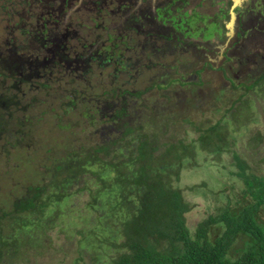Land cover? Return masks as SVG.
I'll use <instances>...</instances> for the list:
<instances>
[{
  "label": "trees",
  "instance_id": "1",
  "mask_svg": "<svg viewBox=\"0 0 264 264\" xmlns=\"http://www.w3.org/2000/svg\"><path fill=\"white\" fill-rule=\"evenodd\" d=\"M68 23L67 35L61 36L66 42L79 38L83 27L89 30L86 22ZM110 34L113 43L106 48L102 47L106 40L99 38L100 47L91 48L84 41V51L76 55L67 48L56 52L63 63L69 57L83 60L78 70L85 80L95 69L111 68L110 84L99 94L86 98L72 86L59 95L63 110L59 120L71 116L87 99L81 116L98 139L62 154L54 148L45 150L44 158L51 161L45 165L51 171L50 181L28 185L14 196L8 210L0 209V264L29 262L35 255L29 248L42 247L50 237L47 230L63 215L61 205L84 191L82 212L67 224L68 233L78 236L76 264H87V257L88 264H264V156L258 157L264 153V135L255 126L248 127L251 119L243 120L244 110L256 105L251 90H264V65L251 84L229 76L230 87L244 89L232 99L224 86L212 88L204 75L206 68L197 69L199 59L191 48L156 49L148 40L142 48L137 41L132 44L138 47L130 48L116 32ZM183 69L190 70L187 78ZM63 71L75 73L67 65ZM150 71L157 72L148 78L151 83L144 89L136 87L140 76ZM207 83L211 87L200 92L198 87ZM175 85L190 92L186 102L181 94L172 93ZM13 98L0 97V131L14 120L19 127L10 132L16 137L13 146L32 148L24 144L31 140L23 139L27 131L22 135L27 120L19 115L5 117L4 105L19 104ZM207 112L217 121L206 119ZM71 121L66 124L69 129L78 123ZM243 127L247 130L241 142L233 140ZM198 168L213 179L212 185L205 180L186 183ZM226 169L234 176L230 187L238 188L235 199L223 189L229 186L222 178L229 176ZM235 181L242 185L236 186ZM200 192L203 196L217 192V200L224 203L191 228L186 214L193 204L188 197Z\"/></svg>",
  "mask_w": 264,
  "mask_h": 264
},
{
  "label": "rangeland",
  "instance_id": "2",
  "mask_svg": "<svg viewBox=\"0 0 264 264\" xmlns=\"http://www.w3.org/2000/svg\"><path fill=\"white\" fill-rule=\"evenodd\" d=\"M14 1L16 0H0V42L4 40L10 33V26H14L19 22H24L21 21L19 16H15L11 19L10 16L8 17V14L11 13V10L14 8V5L11 4ZM6 4H8L9 7H7ZM89 15V11L79 9L73 12L72 17H70L66 22L72 21V25H75V23L79 21L83 23L88 22ZM36 22L37 18H35V23H33V25L30 24V26H32L30 29L37 27ZM27 26H29L28 23ZM39 29H41V26H39ZM83 29L86 31L81 30L79 33V38L72 40L71 44L73 48L71 52L74 55H76L74 52L78 51L80 53L84 51L81 43L84 41L89 43L90 40H96V34L91 33L90 30L84 27ZM15 35L18 39L21 37V33L18 31V29L15 30ZM4 50L5 49L0 47V54H2L1 51ZM216 52L219 54V51ZM250 53H252L251 55H253V58H248L247 60L243 59L245 58L244 56H247V54L242 56V58L241 56L239 57L236 55L237 57L233 65L234 71L238 72L239 74V78H234V73L229 74L237 81L245 84H251L257 78L262 64H264V62H262V60L264 61V58L262 59V54H264L263 48H253L249 54ZM257 53H260V55H256ZM130 54H132V52H130ZM189 55L190 53L183 54V56ZM215 56L217 57V55ZM216 57H213V59L215 62L218 61L217 64H221L224 61L223 58L219 59ZM169 58L170 57L167 59ZM240 59L243 60L242 63L239 62ZM230 63L232 62L230 61ZM227 65L228 63L226 62L225 66ZM202 66L203 65L198 64L197 68ZM210 69L211 68L207 66L204 75L209 81L212 82V88L224 86L226 91L228 90L226 92L227 96H230L232 99L240 97V94L244 93V89H242V87L237 89L232 88L230 87V83L228 81L227 86L224 85V80L221 77V73H215L214 71L212 72ZM110 70L111 68L104 69L103 71L102 69H95L86 75V80L84 77H82L80 74L81 71L79 72L78 69L75 70V73L69 71V75L65 74L63 69L62 72H60L61 70L58 69L56 72H54L53 77L49 79L44 70H41L40 73L38 72L31 74L29 79L19 81L17 75H11L10 73L7 74L6 71L0 67V97L12 99L13 97L11 96L14 95L16 97L13 98V101L19 103L18 105H15L14 103L4 105L2 108H5L3 109L6 113L5 117L14 118L16 115H19L22 119L25 118V120H27L25 123H28L29 126H23L24 132L22 135L24 136L25 132L27 131V135L24 136L23 139L28 136L31 138V140H26V143L24 144H29V146L32 147L20 149L19 145L13 146V143L16 141V137L10 134V132L16 131L19 127L14 120L10 119L9 123L4 126V129L0 131V209L3 208L8 210L12 204L14 196L25 192L28 185L39 184L40 180L43 181L45 179H47L46 181H50L51 171L49 170V172H47L48 168L45 167V165H48V163L51 161L44 158L46 155L45 150H47V148H54L58 153L62 154L64 152L73 150L74 148H79L81 145H90L97 141L98 138L95 135L89 133V131H93L87 128V123L82 118L80 112L83 106L88 105V102H86L87 99L79 102L78 107L71 112V116L68 114L67 116H62V118L59 120L58 116L63 112L60 105L62 100H59V95L63 93V90H66V88L71 89L76 87L78 90H80V93L84 94L86 98H89L91 95L95 96L101 92L102 87L106 86L107 83L110 84V73H108ZM29 71H32V69L29 68ZM184 71L185 72L182 76L187 78L186 74L190 72V70L188 69ZM159 72L162 73V71ZM156 75V71H150L144 75H141L136 87L144 89L149 84V82L151 83L148 78L156 77ZM120 78L122 80L126 79L125 74L121 75ZM16 81L18 84L17 86H14L13 84H15ZM209 86L210 85L207 83L204 86L198 87V89L200 92H203ZM195 88H197V86ZM246 92L247 90L245 89V93ZM172 93L181 94V99L183 102H186L187 98L189 99L191 97L190 92L183 91L179 85L174 86ZM260 93L263 95L264 90L261 91L259 88H253L251 90L250 97L255 101L257 106L253 104L256 108L252 105L250 106L252 108L245 109L243 120L251 119V121L247 122L248 127L255 126L256 130L264 135V102H262L260 99ZM245 99L246 98L243 97L241 98V101L244 102ZM161 101L164 103L167 102L165 98H162ZM26 105L28 107H26ZM220 105L221 104H219V106ZM209 113L210 112H207L206 116L204 117L206 119H210L212 123L217 121L215 115ZM70 118L74 120L75 124L78 120L77 126H75L73 129H69L66 126V124H72ZM243 122L245 121H242V123ZM237 123L239 125L242 124L241 122ZM58 124H61V127H58ZM232 125L233 123L229 124L228 126L232 128ZM244 127L241 128L239 132H237L238 135L237 137L232 138L233 140L237 139L241 142L244 132L247 130ZM224 130L226 131V128ZM228 130L232 131L230 128H228ZM7 142L10 143L6 148H4ZM227 142L228 145H233L231 139H228ZM261 151L264 152V147L261 148ZM263 154L264 153L258 155V157H263ZM229 171L227 170L228 173ZM214 173L218 174L216 170H214ZM222 178L224 182L229 184V186L227 185L223 189L232 192V195L229 198L235 199V193L238 191V188L235 187L233 189L230 187L234 183L232 179L234 176L229 173V176L224 175ZM186 179V183L188 184H200L205 180L211 185L212 183L210 181L213 180H209L208 176H206L201 168H198ZM91 184H94L93 180L91 181ZM235 185L241 186L242 183L235 181ZM85 193L86 191H84L83 194L71 196L72 198L68 202H65L61 205L60 210H62L63 215L56 217V223L47 230V234L50 237L46 239V242L42 247L39 246L36 248H29L30 252L35 254L32 256L29 262H27L25 259V261H18V264H32L35 262L36 264H76L75 259L79 255L76 243L78 236L76 233L73 235L71 231L68 233L69 225L67 224L69 222L71 223L75 214L82 210L86 198L85 196L87 195ZM215 194H212L211 196H203V194L200 192L196 195L188 197V200L193 204V208L186 214L187 224L189 227L195 228V226L204 218H206V216L211 213H215L217 206H220L224 203V201H218V198H216ZM1 213L2 210L0 211V214ZM86 260L87 264L91 263V260H89L88 257ZM81 262L84 263L82 260Z\"/></svg>",
  "mask_w": 264,
  "mask_h": 264
},
{
  "label": "flooded vegetation",
  "instance_id": "3",
  "mask_svg": "<svg viewBox=\"0 0 264 264\" xmlns=\"http://www.w3.org/2000/svg\"><path fill=\"white\" fill-rule=\"evenodd\" d=\"M11 4L14 8L8 17L19 16L24 22L9 25L10 33L0 42L5 49L0 54V67L7 74L17 75L19 81L41 70L48 79L52 78L50 75L58 69L62 72L64 65L72 71L80 68L83 60L69 57L63 63L57 57L60 48H73L72 40L66 42L61 36L67 35L66 23L70 24L65 18L79 9L90 12L86 24L97 39L89 42L91 48L99 46V38L106 40L103 48L112 44L110 32L120 35V41L123 39L130 48L138 47L132 44L134 40L140 48L147 40L156 49L191 48L198 64L203 65L197 69L209 66L212 72L221 73L224 81L230 78L237 56L247 54L243 58L247 60L253 58L249 54L253 48L264 49V0H16ZM35 18L37 27L30 29ZM17 29L21 33L19 39L15 35ZM213 57L224 61L217 64ZM233 77L239 78L238 72ZM17 84L16 81L13 85Z\"/></svg>",
  "mask_w": 264,
  "mask_h": 264
}]
</instances>
